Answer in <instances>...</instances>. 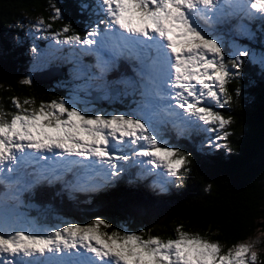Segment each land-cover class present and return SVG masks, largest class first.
Instances as JSON below:
<instances>
[{"label":"snow or ice","instance_id":"6c2138e0","mask_svg":"<svg viewBox=\"0 0 264 264\" xmlns=\"http://www.w3.org/2000/svg\"><path fill=\"white\" fill-rule=\"evenodd\" d=\"M95 8L102 18L86 35H67L70 28L65 26L51 39L94 54L95 71L84 67L77 73L102 81V87L108 86L104 77L118 60L135 61L140 79L134 87L144 101L134 112L118 114L90 113L63 97L38 108L25 107L33 103L29 99L13 97L15 112L0 109V185L6 189L0 193V264H257L251 244H235L223 252L219 243L182 231V226L176 238L167 240L144 238L143 232L101 231L112 228L101 218L38 231L15 227L23 193L59 182L74 170L84 169L88 177L65 184L75 191L85 190L81 184L93 174L118 177L125 164L151 165L182 184L181 169L191 154L167 146L157 134L155 118L208 126L205 131L223 132L217 140L226 139L230 133L224 129L231 121L211 105L230 103L226 85L239 77L245 59L264 67V51L258 58L247 48L226 53L212 31L239 13L264 20V0H96ZM59 16L56 9L52 19ZM34 28L45 31L51 24L38 19ZM32 52L38 54L35 47ZM23 83L31 84V79ZM208 146L220 147L212 140Z\"/></svg>","mask_w":264,"mask_h":264},{"label":"trees","instance_id":"16d2710c","mask_svg":"<svg viewBox=\"0 0 264 264\" xmlns=\"http://www.w3.org/2000/svg\"><path fill=\"white\" fill-rule=\"evenodd\" d=\"M94 3L95 0H0V109L9 114L15 112L13 97L21 102L33 101L25 105L31 108H38L41 102L65 98V90L59 86L68 76L64 66L52 65L35 71L30 76L31 84L23 83L29 79L25 71L30 57L29 41L21 23L28 17H39L46 25L51 24L44 31L46 34L69 26L67 35L83 36L92 27ZM56 9L60 10V16L53 20ZM239 17L227 19L229 27L223 33L248 49L264 51V20L243 13ZM235 23L239 24L238 28L245 25L247 31L240 33L230 27ZM137 67L135 61L121 58L116 69L106 75L114 78V82L120 76L124 81H135ZM53 68L57 74L49 80L34 77ZM239 71V77L226 85L232 96L230 103L223 107L212 105L231 121L224 129L230 133L226 139L215 142L207 134L205 142L200 143L177 127L164 129L165 135L179 136L172 147L191 154L182 170V184L166 182L163 186L153 171L141 168L144 173L141 176L134 171L136 166H132L128 171L123 170L115 181H103L96 190L83 187L85 190L75 191L65 187L67 182H72L66 174L65 181L63 178L52 185H38L23 193L22 200L40 211L35 215L42 224L54 225L61 220L64 225H84L101 218L112 225L111 229L102 227L101 231L143 232L144 238L159 236L164 240L176 238L177 228L182 226V231L219 243L223 252L251 237L256 229L264 230V67L249 58ZM135 85L136 81L130 85L114 83L110 92L131 96L136 93ZM125 101L117 105L119 110H124ZM102 102L100 97L95 100L94 109L100 111ZM107 110L115 111L109 107ZM219 136L223 132L219 131ZM209 140L220 147H209ZM1 191H6L2 185ZM261 246L257 264H264V244Z\"/></svg>","mask_w":264,"mask_h":264},{"label":"rangeland","instance_id":"374dc122","mask_svg":"<svg viewBox=\"0 0 264 264\" xmlns=\"http://www.w3.org/2000/svg\"><path fill=\"white\" fill-rule=\"evenodd\" d=\"M96 0L95 3L93 4L92 11H93V22L92 26L98 23L99 19L102 18L101 16H97L95 14L96 8H95ZM241 14V13H239ZM238 15L232 16V17H239ZM232 17H229L227 19H231ZM38 19H41L39 17H28L25 22L21 23V26L24 30L25 36L28 38L29 41V46H28V52H29V59L27 62V70L25 71V74L27 77L30 78L31 74L33 72H39L40 70L49 68L52 65H59V66H64L66 68V74L68 75L66 77V80L63 81V84L61 86L65 90V100L69 102V104L75 103L78 107L86 110L87 112H101L104 114H118V113H132L136 110L138 104H142L144 101V98L140 95V89L138 87H135V92L134 94H131V96H124L121 94V96H118L112 92L111 86L114 85V78H108L107 75H105L104 80L108 82L107 87H102L101 84L103 83L102 81H97V80H91L88 78V76L85 75H78L77 73V68H84L87 67V69L91 71H95L94 65L96 63V56L94 54H88L84 51L81 50L79 46H73V45H57L55 42L51 39V34H46L44 31L37 32L34 28V25L36 24V21ZM227 23H221L215 26V28L212 30L213 34L218 36L220 40L224 43L225 45V52L226 53H232L236 50V48H246L245 45H242L239 43L237 40L232 39L225 35L223 32L225 31L226 28L229 26L226 25ZM239 24H234L230 25V27L235 28L236 30H239L240 33H245L247 31V27L245 25L240 24L241 26L238 28ZM104 26L101 25V28ZM89 28L86 33L90 30ZM86 33L84 35H86ZM83 35V36H84ZM16 37V36H15ZM63 35L60 37V39H63ZM37 49L38 54H34L32 52L33 48ZM248 49V48H247ZM250 53H255L257 55V58L259 57V53L261 51L258 50H253V49H248ZM102 55H104L102 53ZM105 58L107 56L105 55ZM230 58V57H229ZM127 60V59H126ZM130 60H128L129 62ZM132 63V62H131ZM129 63V64H131ZM138 66V65H137ZM41 73V72H40ZM36 73L34 75L35 78L42 79L43 75L41 78H39V74ZM52 76H55L57 74V69L53 68L51 70ZM50 75V74H48ZM51 76V77H52ZM47 76L45 75L44 78ZM49 77V78H51ZM121 77V76H120ZM118 78V80H122L123 78ZM139 76L137 75L134 78L136 81V85H138L139 82ZM135 81H131L132 83H135ZM101 98L103 100V104L101 107H99V110H95L94 107H97L93 104L95 100H98V98ZM126 100V101H125ZM124 104V107L122 109L124 110H119L117 105ZM168 101H163L161 102L162 105L166 104ZM174 103V102H173ZM212 106V105H211ZM107 107L109 109L115 110V111H106ZM215 108V107H213ZM215 110V109H214ZM216 111V110H215ZM137 118H140V114L137 113ZM175 119V117L172 118H166L163 121L160 119V117L155 118V127L157 129V134L161 137L162 141L167 145L171 146L173 145L174 142L178 140V135L176 133H173L172 137L169 136L168 134L165 135V130H168V128L171 127H177L179 130H181L182 133L188 134L189 137H195V142H205L206 140V135L208 134V137H212L215 142H220L221 139L217 140L216 137L219 135V131L215 132H209L206 131L205 133V128L208 126H203L201 125L200 127H189L186 126L185 124L180 122L179 118H176L175 125H172V121ZM163 122V123H162ZM162 124L164 127H162ZM170 124V125H169ZM182 127V128H181ZM165 129V130H164ZM171 130V129H170ZM196 134H194V133ZM199 137V139L197 138ZM124 152L130 154L131 150L129 148H124ZM123 163V162H121ZM132 166H136L134 171L136 172L137 175L144 176V171L151 170L153 171L156 175H159V178L156 177V179H159L161 184L163 186H166V182H173V178L167 177L166 175L162 174L163 170L160 169H152L151 165H140V164H125L124 169L125 171L130 170ZM142 168V169H141ZM183 169H181L182 172ZM73 173V172H72ZM71 174V173H69ZM81 171L78 170V172L75 174V176H71L70 179L72 182H67L71 184H77L79 181H83V179L80 178ZM104 176V174H102ZM122 175V174H121ZM119 175L118 177H110L106 178L104 182H113L115 179L121 177ZM150 176H154L151 174ZM83 178L85 177L88 179L87 176L83 175ZM85 179V180H86ZM63 181V180H62ZM65 181V178H64ZM103 182L96 181V180H88V183H82L81 186L87 189H90L91 185H99L101 186ZM178 183V182H176ZM5 191L1 192L4 193ZM23 199V194L20 196V206H19V212L20 216L18 219V222L15 224V227L17 228H24V229H31V230H42V229H49V228H55V227H61L64 226L62 224L61 220L59 223L50 225L47 223H40V219L36 217L37 215L35 214H40V211L32 208L29 203H26ZM46 211V210H44ZM239 243H247L252 245V251L258 253L259 249L262 248V244H264V230L261 229H256L254 234L247 238L239 241L236 244ZM227 251V250H226ZM225 251V252H226Z\"/></svg>","mask_w":264,"mask_h":264},{"label":"bare ground","instance_id":"6f19581e","mask_svg":"<svg viewBox=\"0 0 264 264\" xmlns=\"http://www.w3.org/2000/svg\"><path fill=\"white\" fill-rule=\"evenodd\" d=\"M41 74H42L43 76H42ZM48 74H50V75H48ZM45 75L47 76L46 78H44ZM41 76L43 77V78H42L43 80H49V77L52 76V74H51V70L42 71V72L39 74V78H41ZM36 79H38V78H36ZM42 79H41V80H42ZM76 173H77L76 170H74V172L71 173V174L68 173L69 178H70L71 176H72V177L75 176ZM85 179H86V178L84 177L83 180H85Z\"/></svg>","mask_w":264,"mask_h":264}]
</instances>
